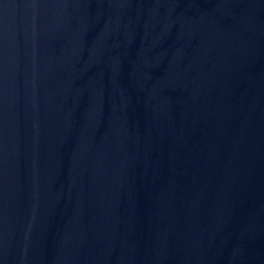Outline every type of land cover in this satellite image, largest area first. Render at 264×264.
I'll return each instance as SVG.
<instances>
[{
    "label": "water",
    "instance_id": "1",
    "mask_svg": "<svg viewBox=\"0 0 264 264\" xmlns=\"http://www.w3.org/2000/svg\"><path fill=\"white\" fill-rule=\"evenodd\" d=\"M0 264H264V0H0Z\"/></svg>",
    "mask_w": 264,
    "mask_h": 264
}]
</instances>
